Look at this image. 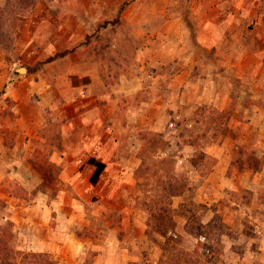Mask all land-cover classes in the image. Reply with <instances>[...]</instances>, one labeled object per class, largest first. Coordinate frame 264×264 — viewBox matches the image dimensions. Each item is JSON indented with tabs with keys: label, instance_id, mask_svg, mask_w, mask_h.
Wrapping results in <instances>:
<instances>
[{
	"label": "rangeland",
	"instance_id": "rangeland-1",
	"mask_svg": "<svg viewBox=\"0 0 264 264\" xmlns=\"http://www.w3.org/2000/svg\"><path fill=\"white\" fill-rule=\"evenodd\" d=\"M259 3L0 0V94L19 90L0 99V126L49 120L47 107L24 89L37 83L45 87L46 73L62 71V58L75 50L92 59L109 86L118 74L138 76L129 102L138 121L139 105L147 106L148 119L145 125L122 121L120 144L116 118L104 121L115 126L109 151L125 155L133 146L136 159L128 183L118 190L110 182L103 189L95 185L99 165L94 159H84L91 171L82 178L89 184L64 189L58 184L61 167L39 151L31 157V174L4 175L0 264H264V240L251 220L260 211L264 216V194L257 209L248 206L252 191L232 190L223 175L209 176L215 160L201 150L205 137L234 134L230 118L257 119V134L264 138V10ZM57 23L68 29L56 28ZM67 34L78 40L75 46H65ZM225 40L235 44L231 49L239 56L231 60L229 75L217 78L224 67L215 71L207 61L218 57L215 46ZM212 85L230 90L220 111L195 103ZM7 129L5 138L12 136ZM262 141L263 154L239 147L230 158L258 169L264 165ZM38 182L46 195L39 212ZM259 186L264 189V180ZM52 200L65 206L53 210Z\"/></svg>",
	"mask_w": 264,
	"mask_h": 264
},
{
	"label": "crops",
	"instance_id": "crops-1",
	"mask_svg": "<svg viewBox=\"0 0 264 264\" xmlns=\"http://www.w3.org/2000/svg\"><path fill=\"white\" fill-rule=\"evenodd\" d=\"M260 2L262 3L261 5L259 3L258 6L260 5V10H264V0H260ZM55 27L62 31L68 29L67 26L60 23L55 24ZM82 36L83 34L80 37ZM64 41L65 46L70 48L75 46L78 40L74 42L71 40L70 34H67ZM219 44L221 47L215 46V54L218 57L214 55V58L208 59L207 62L215 71L224 67L216 75L217 78H222V73H230L231 60L237 58L239 53L235 54L232 51L231 48H234L235 44L229 40L219 42ZM62 59L63 70L47 72L44 76L48 80L44 85L45 87L37 83L34 87L30 86L24 89L28 95L35 96L33 97L35 99L32 100L47 107L49 120L43 124L36 125L34 123L30 127L19 124H15L13 128L0 126V182L4 175L31 174L30 168L33 167L30 161L31 157L38 155L37 152L39 151L45 154L50 163L61 167L60 176H58L60 183L58 184H61L64 189L68 186L75 188L89 184L82 178L91 171L90 165H84V159H94L99 165L95 185L99 189H103L110 182L113 189L118 190L126 183L132 168H135L136 159L133 146L128 148V154L125 155L109 151L111 143H114L111 139V130H114L116 126L117 130L120 131L117 136L119 138L116 139V142L120 144L124 141L123 138L121 139L123 134L122 121L127 123L129 118L136 124H146L145 121L148 120L146 118L147 112H145L147 106L139 105L138 113L142 114L139 118L140 121H138L137 112H132L135 108L129 102V99L138 89L135 86L140 83V78L138 76L132 77L131 74H118L113 84L109 86L100 77L92 59L84 54L83 50L70 52ZM54 62L56 63V61ZM242 74L238 72L235 76L240 78ZM197 88L199 89V86ZM18 91L17 88L4 89L0 94V99L6 96L12 97ZM202 93L205 96L198 97L195 103L211 105L220 111L228 103L230 90L222 86L212 85V88L205 87ZM124 99L128 100L124 102ZM112 118H116L113 128L110 125H105L104 122L107 120V123ZM229 124L233 125L232 130L235 129L233 135L208 136L201 141V150L215 160L209 176L219 177L223 175L226 178L225 182L228 188L232 190L241 192L243 189H248L252 191V200L248 206L257 209L261 205L257 198L264 194V189L259 186V183L261 185L264 180V165L258 169L246 164L236 165L230 157L239 147H250L254 150L255 155L257 153L263 154L260 144L264 138L257 134L256 129L259 126V121L251 119L246 123L230 118ZM5 129H7L6 132L8 131L6 134L12 135L11 138L3 136ZM247 129H249L248 135L241 134ZM55 134L56 136H54ZM126 141L127 143L132 142L133 138H126ZM74 163H82V167ZM109 178H111L110 181ZM38 190L40 198H38L35 208L39 212L41 208L46 207V195L43 193L44 188L41 185ZM56 197L58 196L56 195ZM50 204L53 206V210L65 206V203L57 200H52ZM236 206H240V204ZM42 212L44 214V211ZM262 214L263 212L260 211L259 214L256 213L257 218L256 216L255 219L251 216L249 218H252L254 225H257L255 231L260 233L261 240H264V216Z\"/></svg>",
	"mask_w": 264,
	"mask_h": 264
},
{
	"label": "built area",
	"instance_id": "built-area-1",
	"mask_svg": "<svg viewBox=\"0 0 264 264\" xmlns=\"http://www.w3.org/2000/svg\"><path fill=\"white\" fill-rule=\"evenodd\" d=\"M169 126H171V124H169ZM199 241L203 242L204 241V237H199Z\"/></svg>",
	"mask_w": 264,
	"mask_h": 264
}]
</instances>
